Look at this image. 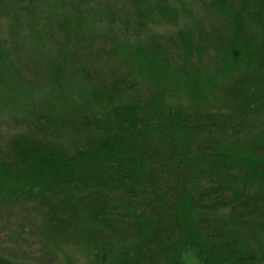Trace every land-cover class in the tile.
<instances>
[{
	"label": "trees",
	"instance_id": "1",
	"mask_svg": "<svg viewBox=\"0 0 264 264\" xmlns=\"http://www.w3.org/2000/svg\"><path fill=\"white\" fill-rule=\"evenodd\" d=\"M150 1L0 0V215L40 258L264 264V0Z\"/></svg>",
	"mask_w": 264,
	"mask_h": 264
},
{
	"label": "rangeland",
	"instance_id": "2",
	"mask_svg": "<svg viewBox=\"0 0 264 264\" xmlns=\"http://www.w3.org/2000/svg\"><path fill=\"white\" fill-rule=\"evenodd\" d=\"M121 1L124 2V0ZM181 1L182 5L191 12L199 13L197 7H192L191 0H177L174 5L182 7ZM145 2L148 3V1ZM128 6L132 7L131 3H128ZM187 23L186 20H181L179 25ZM177 29V25L166 21L159 20L152 24V30L158 34L174 32ZM3 97L4 95L1 94L0 99ZM24 101L25 104L29 102L28 100ZM18 103L21 105L22 101L18 100ZM15 113L5 102L0 101V133L2 135L12 136L16 133V129H10L5 125L11 123ZM20 211V208L16 207L0 215V264H89L85 252L71 245H62L56 251L52 249L54 253L51 258H40L41 244L38 234L22 222ZM21 231H24V234H21ZM186 264L202 263L193 255H188Z\"/></svg>",
	"mask_w": 264,
	"mask_h": 264
}]
</instances>
